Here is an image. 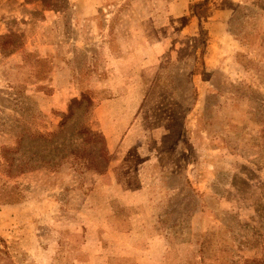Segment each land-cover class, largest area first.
Masks as SVG:
<instances>
[{"label":"rangeland","instance_id":"1","mask_svg":"<svg viewBox=\"0 0 264 264\" xmlns=\"http://www.w3.org/2000/svg\"><path fill=\"white\" fill-rule=\"evenodd\" d=\"M83 97L109 163L0 173V264H264V0H0V168Z\"/></svg>","mask_w":264,"mask_h":264},{"label":"trees","instance_id":"2","mask_svg":"<svg viewBox=\"0 0 264 264\" xmlns=\"http://www.w3.org/2000/svg\"><path fill=\"white\" fill-rule=\"evenodd\" d=\"M92 112L87 97L73 100L51 132H13L14 146L4 149L5 165L1 175L8 180L37 171H57L64 165L80 170L102 172L109 163L104 138L86 126ZM73 122V123H71ZM0 178V204H18L25 200L23 189Z\"/></svg>","mask_w":264,"mask_h":264}]
</instances>
